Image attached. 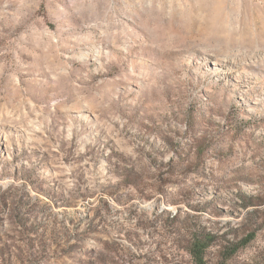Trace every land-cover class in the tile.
I'll list each match as a JSON object with an SVG mask.
<instances>
[{
    "label": "rangeland",
    "instance_id": "374dc122",
    "mask_svg": "<svg viewBox=\"0 0 264 264\" xmlns=\"http://www.w3.org/2000/svg\"><path fill=\"white\" fill-rule=\"evenodd\" d=\"M0 122V264H264V0H0Z\"/></svg>",
    "mask_w": 264,
    "mask_h": 264
},
{
    "label": "trees",
    "instance_id": "16d2710c",
    "mask_svg": "<svg viewBox=\"0 0 264 264\" xmlns=\"http://www.w3.org/2000/svg\"><path fill=\"white\" fill-rule=\"evenodd\" d=\"M127 185L135 186L133 183L130 182ZM251 238L252 235L248 234L246 238H244L242 245L247 243ZM214 241L215 238L213 237V234L208 230H204V233L202 234L194 233L193 237L188 240L185 246L183 247L190 255L194 264H208L206 259V250L214 243ZM234 251L235 250L233 249V252Z\"/></svg>",
    "mask_w": 264,
    "mask_h": 264
},
{
    "label": "bare ground",
    "instance_id": "6f19581e",
    "mask_svg": "<svg viewBox=\"0 0 264 264\" xmlns=\"http://www.w3.org/2000/svg\"><path fill=\"white\" fill-rule=\"evenodd\" d=\"M1 123V122H0ZM2 126V124H0V127Z\"/></svg>",
    "mask_w": 264,
    "mask_h": 264
}]
</instances>
